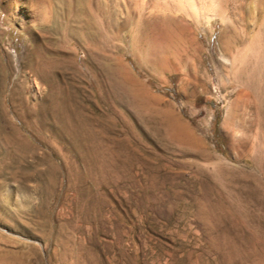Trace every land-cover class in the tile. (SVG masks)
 Segmentation results:
<instances>
[{
  "label": "rangeland",
  "instance_id": "obj_1",
  "mask_svg": "<svg viewBox=\"0 0 264 264\" xmlns=\"http://www.w3.org/2000/svg\"><path fill=\"white\" fill-rule=\"evenodd\" d=\"M0 264H264V0H0Z\"/></svg>",
  "mask_w": 264,
  "mask_h": 264
},
{
  "label": "bare ground",
  "instance_id": "obj_2",
  "mask_svg": "<svg viewBox=\"0 0 264 264\" xmlns=\"http://www.w3.org/2000/svg\"><path fill=\"white\" fill-rule=\"evenodd\" d=\"M51 72V71H50ZM44 83V82H43ZM65 101V100H64ZM54 107V106H53ZM30 109V108H29ZM50 111H52V110H50ZM38 112V111H37ZM53 113V112H52ZM53 115V114H52ZM62 118V117H61ZM57 119V118H56ZM82 124V123H81ZM82 126V125H81ZM66 133V132H65ZM86 133V132H85ZM91 133V132H90ZM70 136V135H69ZM80 136V135H79ZM86 137V136H85ZM80 138V137H79ZM85 139V138H84ZM86 139H88V138H86ZM90 143V142H89ZM77 145H79V144H77ZM81 145V144H80ZM10 147V146H9ZM79 149V148H78ZM90 150V149H89ZM95 151V150H94ZM91 157V156H90Z\"/></svg>",
  "mask_w": 264,
  "mask_h": 264
}]
</instances>
